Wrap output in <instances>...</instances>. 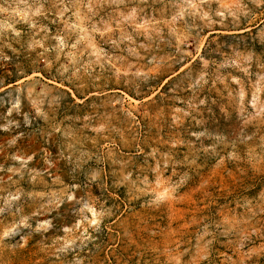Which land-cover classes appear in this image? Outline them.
Returning a JSON list of instances; mask_svg holds the SVG:
<instances>
[{"label": "rangeland", "instance_id": "rangeland-1", "mask_svg": "<svg viewBox=\"0 0 264 264\" xmlns=\"http://www.w3.org/2000/svg\"><path fill=\"white\" fill-rule=\"evenodd\" d=\"M0 264H264V0H0Z\"/></svg>", "mask_w": 264, "mask_h": 264}]
</instances>
